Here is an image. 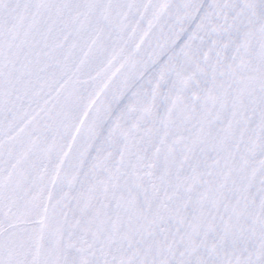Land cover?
Masks as SVG:
<instances>
[{
	"label": "snow or ice",
	"instance_id": "1",
	"mask_svg": "<svg viewBox=\"0 0 264 264\" xmlns=\"http://www.w3.org/2000/svg\"><path fill=\"white\" fill-rule=\"evenodd\" d=\"M0 264H264V0H0Z\"/></svg>",
	"mask_w": 264,
	"mask_h": 264
}]
</instances>
